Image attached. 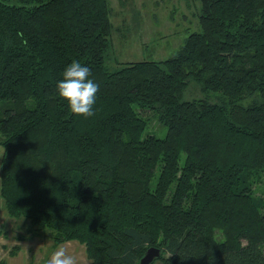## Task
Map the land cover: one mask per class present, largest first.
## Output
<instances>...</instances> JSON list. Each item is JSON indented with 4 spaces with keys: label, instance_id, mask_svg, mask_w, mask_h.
I'll list each match as a JSON object with an SVG mask.
<instances>
[{
    "label": "trees",
    "instance_id": "trees-1",
    "mask_svg": "<svg viewBox=\"0 0 264 264\" xmlns=\"http://www.w3.org/2000/svg\"><path fill=\"white\" fill-rule=\"evenodd\" d=\"M199 2L200 30L174 55L110 70L108 0H0L10 217L83 244L91 264H138L151 247L152 264H264V0ZM74 60L99 85L89 118L55 96ZM145 110L163 138L143 136Z\"/></svg>",
    "mask_w": 264,
    "mask_h": 264
},
{
    "label": "rangeland",
    "instance_id": "rangeland-1",
    "mask_svg": "<svg viewBox=\"0 0 264 264\" xmlns=\"http://www.w3.org/2000/svg\"><path fill=\"white\" fill-rule=\"evenodd\" d=\"M108 3L112 33L106 64L110 70H116L128 62L167 59L177 52L189 34L200 30L197 22L199 0H108ZM183 99H191L188 90ZM141 112L148 121L143 136L163 138L166 127L156 122L151 110ZM2 154L3 148L0 146V162ZM253 191L256 197L264 201V174L253 184ZM41 235L47 241V237ZM35 242L33 239V244Z\"/></svg>",
    "mask_w": 264,
    "mask_h": 264
},
{
    "label": "crops",
    "instance_id": "crops-1",
    "mask_svg": "<svg viewBox=\"0 0 264 264\" xmlns=\"http://www.w3.org/2000/svg\"><path fill=\"white\" fill-rule=\"evenodd\" d=\"M25 232L27 234L23 235ZM33 233L29 222L10 217L4 204H0V264H48L51 255L60 248L73 255L76 264H91L83 244L68 241L55 245L40 233Z\"/></svg>",
    "mask_w": 264,
    "mask_h": 264
},
{
    "label": "clouds",
    "instance_id": "clouds-1",
    "mask_svg": "<svg viewBox=\"0 0 264 264\" xmlns=\"http://www.w3.org/2000/svg\"><path fill=\"white\" fill-rule=\"evenodd\" d=\"M62 77L56 84L55 96L62 103H67L70 113L74 116L84 118L94 116L93 109L99 85L90 78L89 67L74 60L65 68ZM48 264H76V259L64 248H60L51 255Z\"/></svg>",
    "mask_w": 264,
    "mask_h": 264
},
{
    "label": "water",
    "instance_id": "water-1",
    "mask_svg": "<svg viewBox=\"0 0 264 264\" xmlns=\"http://www.w3.org/2000/svg\"><path fill=\"white\" fill-rule=\"evenodd\" d=\"M160 254V249L151 247L147 249L138 264H152L156 259L160 257Z\"/></svg>",
    "mask_w": 264,
    "mask_h": 264
}]
</instances>
